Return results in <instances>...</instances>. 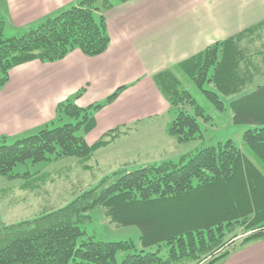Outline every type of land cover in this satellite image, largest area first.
I'll return each instance as SVG.
<instances>
[{
	"label": "trees",
	"instance_id": "obj_1",
	"mask_svg": "<svg viewBox=\"0 0 264 264\" xmlns=\"http://www.w3.org/2000/svg\"><path fill=\"white\" fill-rule=\"evenodd\" d=\"M125 1L78 0L10 36L0 13V89L17 65L55 62L74 50L86 56L104 53L110 43L104 13ZM257 40L264 49V19L152 76L173 114L165 133L178 143L200 137L199 119H211L183 80L191 81L219 111L225 107L222 95L254 85L229 102L232 121L251 126L242 135L245 150L228 139L182 155L178 162L121 168L64 205L45 206L34 218L11 224L0 219V264H215L237 242L264 238V74L255 62L263 51L253 47ZM125 88L119 86L101 102L79 106L82 88L56 105V117L71 121L11 142L0 138V175L24 179L23 189L34 192L47 172L16 173L17 164L76 157L88 169L85 163L95 151L130 130L128 125L108 129L90 144L83 135L95 127V113ZM95 206L115 226L138 227L140 247L132 240L83 238V225ZM121 252L125 255L118 263Z\"/></svg>",
	"mask_w": 264,
	"mask_h": 264
},
{
	"label": "crops",
	"instance_id": "obj_2",
	"mask_svg": "<svg viewBox=\"0 0 264 264\" xmlns=\"http://www.w3.org/2000/svg\"><path fill=\"white\" fill-rule=\"evenodd\" d=\"M77 1L0 0V13L6 30L17 33ZM104 16L110 37L104 53L74 50L55 62L33 60L11 69L0 89V135L21 137L48 126L57 103L82 88L79 106L126 86L97 111L93 129L101 134L165 115L169 105L153 74L263 20L264 0H126ZM220 264H264V238L235 248Z\"/></svg>",
	"mask_w": 264,
	"mask_h": 264
},
{
	"label": "rangeland",
	"instance_id": "obj_3",
	"mask_svg": "<svg viewBox=\"0 0 264 264\" xmlns=\"http://www.w3.org/2000/svg\"><path fill=\"white\" fill-rule=\"evenodd\" d=\"M13 31L7 29L6 35L16 34ZM253 47L262 48L258 40ZM262 50V53L255 58V62L259 71L264 74V49L262 48ZM259 80V78L255 79V81ZM183 84L204 108L205 113L211 117L208 122L199 119L201 126L200 137L185 143H178L175 139L169 137L165 133V125L173 117V114L167 111L165 115L158 118L146 119L135 126L131 125L127 134L121 135L106 147L95 151L91 159L85 163L89 166L88 169L82 168L76 157H66L48 163H32L29 160L25 163H19L14 167L13 172H26L34 175L35 172L44 171L47 172L48 178L40 184L38 190L30 192L20 186L25 182L24 179L11 180L0 175V219L6 224H11L20 220L34 218L41 214L45 206H62L81 192L98 185L107 174L121 168L133 169L148 163H158L164 160L178 162L182 155L192 154L197 149L216 142H224L228 139L233 140L239 148L245 150L242 135L251 126L232 121L229 102L235 97L250 92L254 85L247 87L238 94L231 96L222 95L221 99L225 107L222 111H219L204 98L203 94L191 81L183 80ZM205 87L212 88L209 85H205ZM67 121H71V118L65 115L59 118L55 117L48 127L61 125ZM77 133L81 134L82 132L79 131ZM83 135L86 142L90 144L99 139L102 134L98 127V129L95 128L92 132ZM3 137L8 142L19 138V136L11 138L0 135V138ZM28 180L38 182L36 179ZM89 214L90 220L83 225L86 231L83 238L93 236L95 239L110 241L132 240L137 247H140V230L138 227H119L111 224L105 217L101 206H95L90 209ZM241 246L237 242L232 250ZM154 249L152 247L148 250ZM124 255L125 253L123 252L117 254L118 263ZM220 262L218 261L215 264H220Z\"/></svg>",
	"mask_w": 264,
	"mask_h": 264
}]
</instances>
